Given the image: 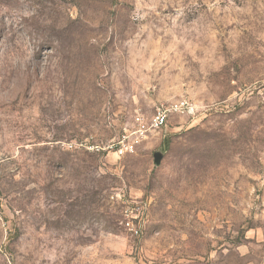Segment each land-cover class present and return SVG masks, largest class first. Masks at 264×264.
<instances>
[{
    "label": "rangeland",
    "instance_id": "374dc122",
    "mask_svg": "<svg viewBox=\"0 0 264 264\" xmlns=\"http://www.w3.org/2000/svg\"><path fill=\"white\" fill-rule=\"evenodd\" d=\"M0 264H264V0H0Z\"/></svg>",
    "mask_w": 264,
    "mask_h": 264
},
{
    "label": "built area",
    "instance_id": "2783aa9c",
    "mask_svg": "<svg viewBox=\"0 0 264 264\" xmlns=\"http://www.w3.org/2000/svg\"><path fill=\"white\" fill-rule=\"evenodd\" d=\"M191 106L188 104L174 103L168 106H160L153 117L145 122L141 118L136 119L135 129L132 134L124 137L116 146V152L120 155L127 153L134 144H140L145 141L151 132L161 129L173 116H184L189 114Z\"/></svg>",
    "mask_w": 264,
    "mask_h": 264
},
{
    "label": "water",
    "instance_id": "95a60500",
    "mask_svg": "<svg viewBox=\"0 0 264 264\" xmlns=\"http://www.w3.org/2000/svg\"><path fill=\"white\" fill-rule=\"evenodd\" d=\"M155 163H156V164H159V163H160V159H159V157L156 158Z\"/></svg>",
    "mask_w": 264,
    "mask_h": 264
}]
</instances>
